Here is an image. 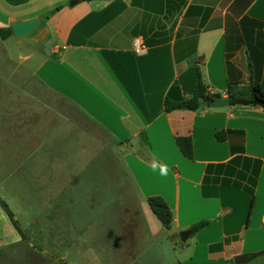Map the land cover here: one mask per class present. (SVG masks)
I'll return each mask as SVG.
<instances>
[{
	"label": "crops",
	"instance_id": "1",
	"mask_svg": "<svg viewBox=\"0 0 264 264\" xmlns=\"http://www.w3.org/2000/svg\"><path fill=\"white\" fill-rule=\"evenodd\" d=\"M35 17L38 27L17 39L10 23ZM8 27L0 36V193L33 170L52 177L53 194L61 176L125 172L145 204V236L165 243L151 264H235L239 255L249 258L240 264H264V109L164 110L172 86L191 95L195 68L221 97L230 85L264 86V0H0V28ZM218 130L226 140H216ZM188 135L193 159L175 142ZM151 195L169 206L168 228ZM10 219L0 204L1 235ZM202 219L209 223L190 235ZM176 232L188 235L173 260ZM52 237L61 260L70 244L58 248L61 236ZM23 238L0 236V247ZM132 263L146 261L133 254Z\"/></svg>",
	"mask_w": 264,
	"mask_h": 264
},
{
	"label": "rangeland",
	"instance_id": "2",
	"mask_svg": "<svg viewBox=\"0 0 264 264\" xmlns=\"http://www.w3.org/2000/svg\"><path fill=\"white\" fill-rule=\"evenodd\" d=\"M93 173L94 177L83 171L77 178L61 176L60 194L52 192V177L38 175L36 170L25 173L24 183L18 177L11 190H1L0 196L13 215L9 221L11 232L7 230L0 236L26 238L0 247V264H134L133 254L151 264L150 256L159 254L165 243L158 247L151 245L149 236H145L144 216L140 217L145 204L142 205L132 179L125 172L106 175L103 170H94ZM14 179H6L2 188ZM69 189L74 193L69 194ZM57 195L60 198H54ZM138 218L142 223L139 234L132 224ZM179 234L176 232L172 237L173 260L181 250ZM52 236H61V244H70L71 250L61 260L57 257L64 254L53 247ZM27 245L25 254L23 248ZM59 246L64 248L63 244ZM42 248L47 249L46 253L38 251ZM156 260L154 264H168Z\"/></svg>",
	"mask_w": 264,
	"mask_h": 264
},
{
	"label": "trees",
	"instance_id": "3",
	"mask_svg": "<svg viewBox=\"0 0 264 264\" xmlns=\"http://www.w3.org/2000/svg\"><path fill=\"white\" fill-rule=\"evenodd\" d=\"M11 32V28H0V36L5 38ZM196 79L191 91V95L184 98L177 86H172L164 99V110L170 112L177 109L184 110H196L201 107V102L204 100H212L214 98H220L221 94L218 92L211 93L207 90L206 85L201 79L200 72L197 68ZM227 96L230 98V104H246L261 107L264 109V86L257 83L251 82L246 88H234L231 85L227 89ZM227 131L218 130L215 132V138L217 141L226 140ZM175 142L182 155L188 159H193V144L191 137L188 136H176ZM233 149V148H232ZM223 166V165H221ZM226 166H231L228 164ZM256 176V174H255ZM254 176L252 184L254 186L256 177ZM148 205L160 222L165 226L169 227L172 220V213L160 195H151L147 198ZM0 204L11 217L12 213L7 208L3 200L0 199ZM209 223V220L202 219L193 223L187 230L190 235L197 233L199 230L204 228ZM259 253H264V250ZM254 255V254H252Z\"/></svg>",
	"mask_w": 264,
	"mask_h": 264
},
{
	"label": "water",
	"instance_id": "4",
	"mask_svg": "<svg viewBox=\"0 0 264 264\" xmlns=\"http://www.w3.org/2000/svg\"><path fill=\"white\" fill-rule=\"evenodd\" d=\"M41 19L39 17L30 18L27 20H17L10 23L14 35L17 39H22L34 31L40 24ZM203 106L221 107L230 104V98L228 96L214 98L212 100H204L201 102ZM187 232H180L179 236L181 240H185ZM249 258L246 255H239L234 258L235 264H240L247 261Z\"/></svg>",
	"mask_w": 264,
	"mask_h": 264
},
{
	"label": "built area",
	"instance_id": "5",
	"mask_svg": "<svg viewBox=\"0 0 264 264\" xmlns=\"http://www.w3.org/2000/svg\"><path fill=\"white\" fill-rule=\"evenodd\" d=\"M145 50V47L143 46V44H139V46L136 48V51L137 52H143ZM263 222H264V220H263Z\"/></svg>",
	"mask_w": 264,
	"mask_h": 264
}]
</instances>
